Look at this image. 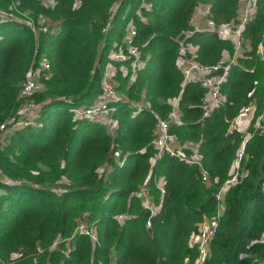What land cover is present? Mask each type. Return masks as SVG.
Here are the masks:
<instances>
[{
    "label": "trees",
    "instance_id": "1",
    "mask_svg": "<svg viewBox=\"0 0 264 264\" xmlns=\"http://www.w3.org/2000/svg\"><path fill=\"white\" fill-rule=\"evenodd\" d=\"M210 3L218 24L238 15L241 0H0L36 20L50 22L36 33L24 21L0 17V264H184L197 248L192 237L205 216L216 213V191L230 177L247 132L237 181L225 191L224 210L204 264H260L264 258V0L243 30L245 43L221 86L226 100L204 114L206 89L198 81L183 85L178 64L182 40L196 47V59L218 63L235 43L216 29H196L190 18ZM132 27L131 54H112ZM191 32V34H190ZM42 54L51 67L40 85L20 96V84ZM144 61L142 66L134 61ZM137 62V63H138ZM125 97L118 100L113 126L76 114L103 91L108 65ZM178 97L181 122L169 128L182 150L198 143L199 164L163 153L154 165L152 144L160 118ZM37 104L34 116L21 112ZM256 108L247 131L232 121L243 107ZM30 122L13 126L19 118ZM12 119V120H11ZM259 121L260 125L257 124ZM115 124V125H114ZM112 168L103 174L106 162ZM165 179V192L158 182ZM145 182L156 212L136 194ZM65 183V184H64ZM64 185L59 189L60 186ZM128 212L124 220L118 213ZM87 214L97 240L76 231ZM151 225H147V221ZM151 228V230H150Z\"/></svg>",
    "mask_w": 264,
    "mask_h": 264
},
{
    "label": "built area",
    "instance_id": "2",
    "mask_svg": "<svg viewBox=\"0 0 264 264\" xmlns=\"http://www.w3.org/2000/svg\"><path fill=\"white\" fill-rule=\"evenodd\" d=\"M42 3L46 5H54L55 0H41ZM256 0H241L240 8L238 15L233 20L218 24L212 15V9L210 3L202 4V12L205 14L206 29H216L221 36L231 38L235 43V55L242 50L245 43L243 37V30L246 23L254 15L256 10L255 5ZM195 13V12H194ZM0 17L3 18H16L21 21H24L29 27H31L36 33L39 31H47L49 29L50 22H47L45 18H40L36 20L28 12L17 13L14 5H10L8 8L0 7ZM194 22V14L190 18V24ZM199 29V28H197ZM136 34L135 27H132L128 34L125 37L124 42L127 45L128 52L124 50V47L121 45L117 50L112 54L113 58L116 59H127L129 55L134 54L136 58H139V50L132 43L133 36ZM191 34V32H190ZM182 42V52L178 58V64L180 65L183 72V85L189 80H195L200 82L206 89L205 104H204V114L208 115L212 110L222 104L226 100L225 94L221 90L222 83L227 78V75L236 60L228 59L221 60L218 63L214 64H204L196 59L195 51L196 47L191 42H185L184 39ZM259 53L264 57V45H261L259 48ZM135 59L134 68L136 64L142 66L144 61H139ZM51 67L50 59L46 54H42L39 59V64L32 66L29 71L26 73V76L21 81L20 84V96L25 98L33 91L36 90L38 79L43 70H47ZM115 69V68H114ZM103 91L97 99L89 104H84L78 107H75L73 110L76 114L87 116L92 119L99 120L107 125L109 121H114V116L118 111L117 102L119 99L125 97L124 92L119 89V82L117 78L114 77V74H111L106 68L104 76L102 79ZM178 97L174 98L172 102L173 108L169 112L168 117L160 118L157 128L155 130V135L152 139V144L156 148L157 152L151 156L150 160L152 165L155 164L157 158L163 153H168L173 156L184 160L187 163H196L199 164L202 171V179L207 183H211V177L208 171L203 167L200 155L198 154V143L187 142L185 145L192 147L193 152L191 154L185 153L182 150V145L176 141L175 136L172 135L169 131V128L173 122L180 123L181 115L180 109L178 107ZM26 106L36 107L37 104L34 102L25 101L21 107ZM255 104L251 103L240 111L239 115L232 121V124L229 130L234 128L240 129L242 131H247L248 126L251 122V119L255 112ZM103 116L108 117L106 120H102ZM245 119L246 124L242 126L241 121ZM12 120V119H11ZM29 120H24L22 117L17 119L14 123L15 126H20L29 123ZM260 125L259 121L257 122ZM264 127V125H262ZM0 129L8 130L7 125L2 123ZM250 137V133L247 132L241 143V147L238 150L237 156L235 158L231 175L230 177L219 187L216 191V197L218 200L217 211L212 216H205V218L199 223L198 231L192 237V244L197 248V256L191 262L186 261L184 264H204L206 257L210 251V242L217 231L219 225V218L222 214L225 204H224V195L228 187H230L234 182L237 181L238 172L240 164L245 155L246 143ZM102 166L107 167L105 172H108L112 168V164L106 161ZM100 167V170L102 168ZM102 174V173H101ZM0 173V178H1ZM159 188L162 193L165 192V179L161 177L158 182ZM262 188L264 189V183ZM136 194L142 199L144 206L150 208L152 212L159 210L160 205L155 204L152 194L149 192V187L145 182H143L139 189L136 191ZM129 216L128 212H121L117 214L118 219L124 220ZM147 225H151V221H147ZM76 231L79 233L89 235L94 241L97 240V228L94 222L89 221L87 214L83 217H80ZM262 240H264V233L262 235ZM260 264H264V258L259 260Z\"/></svg>",
    "mask_w": 264,
    "mask_h": 264
},
{
    "label": "crops",
    "instance_id": "3",
    "mask_svg": "<svg viewBox=\"0 0 264 264\" xmlns=\"http://www.w3.org/2000/svg\"><path fill=\"white\" fill-rule=\"evenodd\" d=\"M192 25H195V28H199V29H206L208 26L206 25V19H205V14L202 12V4H200L194 13V22ZM238 55V54H237ZM237 55H235V53L233 55L230 54V52H228L227 50L224 52L223 54V59L222 60H228V59H235L237 61ZM113 65H108L107 68L109 70V72L111 74H115L116 69H113ZM171 101H174V98L171 99ZM114 122L116 123V121L114 120ZM242 126H245L246 124V120L243 119L241 121ZM115 125V124H114Z\"/></svg>",
    "mask_w": 264,
    "mask_h": 264
},
{
    "label": "rangeland",
    "instance_id": "4",
    "mask_svg": "<svg viewBox=\"0 0 264 264\" xmlns=\"http://www.w3.org/2000/svg\"><path fill=\"white\" fill-rule=\"evenodd\" d=\"M193 26L195 27V25H193ZM113 69H114V67H113ZM39 85H40V83H39V81H38V83H37V87H36L37 89H39V88H38ZM32 111L35 112V110L33 109V106H26V107H24V108L21 109V112H23V113H24V112H25V113H28V115H30L31 117L35 115V114H33ZM101 119H102V120H106V119H108V117L103 116ZM113 123H114V121L110 120V121H109V126L112 127V126H113ZM105 170H107V167L102 166V168H101V170H100V173H102V174L105 173ZM64 184H65V183H64ZM57 186H60L59 189H60V188L63 189L62 187H63L64 185L57 184Z\"/></svg>",
    "mask_w": 264,
    "mask_h": 264
},
{
    "label": "water",
    "instance_id": "5",
    "mask_svg": "<svg viewBox=\"0 0 264 264\" xmlns=\"http://www.w3.org/2000/svg\"><path fill=\"white\" fill-rule=\"evenodd\" d=\"M150 230H151V228H150Z\"/></svg>",
    "mask_w": 264,
    "mask_h": 264
}]
</instances>
